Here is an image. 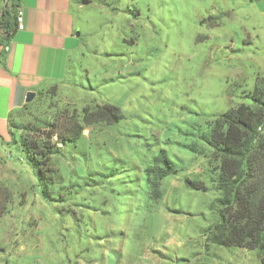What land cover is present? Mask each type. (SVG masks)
I'll return each mask as SVG.
<instances>
[{"label":"rangeland","instance_id":"rangeland-1","mask_svg":"<svg viewBox=\"0 0 264 264\" xmlns=\"http://www.w3.org/2000/svg\"><path fill=\"white\" fill-rule=\"evenodd\" d=\"M86 1L75 15L96 44L95 68L84 61L73 83L34 96L0 142V264H264L255 249L208 238L218 156L201 137L217 115L250 104L264 77V15L249 0ZM105 103L121 119L57 143L44 195L21 143L42 144L49 124ZM162 151L177 172L153 198L145 168Z\"/></svg>","mask_w":264,"mask_h":264},{"label":"trees","instance_id":"trees-1","mask_svg":"<svg viewBox=\"0 0 264 264\" xmlns=\"http://www.w3.org/2000/svg\"><path fill=\"white\" fill-rule=\"evenodd\" d=\"M16 5L12 0L10 11L4 7L0 14V37L4 39H9L17 29ZM248 97L250 104L240 103L220 113L210 121L209 133L201 135L218 156V165L210 177L214 188L220 192L216 199L218 221L210 228L208 238L222 246L255 249L264 262V77H256ZM121 117L118 106L105 103L94 110L84 109L79 118L62 117L49 124L42 144L22 142L21 153L37 175L43 194L48 195L50 177L47 172L51 170V155L59 151L57 143L75 142L85 127L104 121L117 123ZM54 136L57 140L51 144ZM176 172L163 151L154 157L153 165L145 168L153 198L160 196V180ZM185 182L193 189H207L199 179L186 178ZM8 197L5 194L0 201V216L6 209Z\"/></svg>","mask_w":264,"mask_h":264},{"label":"crops","instance_id":"crops-1","mask_svg":"<svg viewBox=\"0 0 264 264\" xmlns=\"http://www.w3.org/2000/svg\"><path fill=\"white\" fill-rule=\"evenodd\" d=\"M15 2L14 9L23 11V28L9 39L0 37V142L9 141L11 115L27 103V92L36 96L55 85L73 83L84 61L95 68L97 55L95 42L82 39V25L76 19L75 12L85 4L82 0ZM248 3L264 15V0ZM11 6L12 0L6 9ZM221 10L226 17L232 14L228 7Z\"/></svg>","mask_w":264,"mask_h":264},{"label":"built area","instance_id":"built-area-1","mask_svg":"<svg viewBox=\"0 0 264 264\" xmlns=\"http://www.w3.org/2000/svg\"><path fill=\"white\" fill-rule=\"evenodd\" d=\"M8 2V0H6ZM15 16H16V21H17V29H22L23 28V23H22V19H23V11L20 7H17V9L15 10ZM260 130V127H259Z\"/></svg>","mask_w":264,"mask_h":264},{"label":"water","instance_id":"water-1","mask_svg":"<svg viewBox=\"0 0 264 264\" xmlns=\"http://www.w3.org/2000/svg\"><path fill=\"white\" fill-rule=\"evenodd\" d=\"M82 2L87 3L86 0H82ZM34 96H35L34 92H27L25 101L30 102L34 98Z\"/></svg>","mask_w":264,"mask_h":264}]
</instances>
